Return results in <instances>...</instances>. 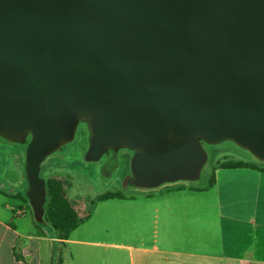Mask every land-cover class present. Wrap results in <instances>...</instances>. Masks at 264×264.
Masks as SVG:
<instances>
[{"label": "water", "instance_id": "water-1", "mask_svg": "<svg viewBox=\"0 0 264 264\" xmlns=\"http://www.w3.org/2000/svg\"><path fill=\"white\" fill-rule=\"evenodd\" d=\"M81 125L139 191L198 182L207 146L264 163V0H0V138L26 145L38 223L42 165Z\"/></svg>", "mask_w": 264, "mask_h": 264}, {"label": "crops", "instance_id": "crops-1", "mask_svg": "<svg viewBox=\"0 0 264 264\" xmlns=\"http://www.w3.org/2000/svg\"><path fill=\"white\" fill-rule=\"evenodd\" d=\"M222 170L225 192L216 179L210 188L179 183L99 202L114 212L112 246L130 264H264V173ZM25 198L19 188L0 190V264H51L53 252L76 264L81 255L72 246L86 242L74 234L94 214L60 240Z\"/></svg>", "mask_w": 264, "mask_h": 264}, {"label": "rangeland", "instance_id": "rangeland-1", "mask_svg": "<svg viewBox=\"0 0 264 264\" xmlns=\"http://www.w3.org/2000/svg\"><path fill=\"white\" fill-rule=\"evenodd\" d=\"M88 147L89 133L87 128L81 125L75 141L62 152L49 157L42 165L40 174L46 181L57 179L64 182L66 196L73 202L80 217L88 214L93 201L99 196L121 192L130 197L139 193V190L129 185L131 153L120 152L117 168L109 176H105L102 168L108 157L104 156L96 163L88 162L85 159ZM206 149L208 162L200 180L192 184L197 187L208 186L214 176L221 191L225 192L228 178L224 173L227 172L217 169L225 163L247 162L264 167V163L255 160L248 152L232 143L218 147L207 146ZM25 152L26 145L11 143L0 138V190L9 191L19 188L28 200L29 185L25 173ZM20 180H23L24 186H17L16 182ZM234 180L237 181V179L232 181ZM93 214L91 224L80 226L74 234L76 240L86 242L81 246H72V251L79 249L81 255L78 256L81 258L76 264H130L128 253L120 254L112 246L115 241L112 209H107L98 203L94 207Z\"/></svg>", "mask_w": 264, "mask_h": 264}, {"label": "trees", "instance_id": "trees-1", "mask_svg": "<svg viewBox=\"0 0 264 264\" xmlns=\"http://www.w3.org/2000/svg\"><path fill=\"white\" fill-rule=\"evenodd\" d=\"M30 140V139H29ZM217 169H252L264 173V167H259L252 163L239 162V163H225L220 165ZM213 176L207 188H210L215 183ZM46 204L44 206V224H46L50 231L53 232L60 240L69 239L70 235L83 223L88 221L94 213V207L99 202H104L113 199L124 200L127 199L126 195L118 193H108L99 196L93 201L91 209L84 217H80L76 211L74 204L69 200L65 193V184L61 180L49 179L46 181ZM26 202L28 200L25 198ZM51 264H62V258L55 255L54 252L51 256Z\"/></svg>", "mask_w": 264, "mask_h": 264}]
</instances>
